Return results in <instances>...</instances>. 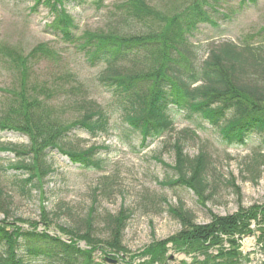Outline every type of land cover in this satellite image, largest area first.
Wrapping results in <instances>:
<instances>
[{
	"label": "trees",
	"instance_id": "obj_1",
	"mask_svg": "<svg viewBox=\"0 0 264 264\" xmlns=\"http://www.w3.org/2000/svg\"><path fill=\"white\" fill-rule=\"evenodd\" d=\"M31 1L35 9L41 4H63L67 0ZM80 1L83 0L78 3ZM221 1L181 0L164 13L146 0H126L122 6L117 5L127 9L128 17L143 24L145 30L141 32H117L106 36L86 31L80 35L71 16H58L49 27L61 40L73 45L89 67H105L98 77L99 85L116 99L117 109H126L125 119L130 129L141 136L142 145L174 131L170 112L176 111L197 129H207L205 125L215 128L216 138L222 145L244 146L256 136L264 147L263 44L227 40L201 54L200 46L190 40L199 25H217L210 8L214 9ZM37 49L29 54L30 57H19L23 69L29 67V58L34 60L32 69L45 60L39 58L44 56L43 51L36 57ZM55 54L56 51L51 50L48 57L54 58ZM119 65H125V69L119 70ZM26 78L28 74L22 73L17 88L9 90V100L0 112V132L13 131L29 139L28 144L0 147V150L16 153L18 160L11 163L10 168L28 175L21 181L29 185L30 190L41 189L43 179L54 172L47 158L51 149L65 154L73 165L102 168L103 160L97 156L98 146L81 150L66 147L64 142L78 129L94 137L108 133L112 108L86 98H75L77 108L83 112L79 118L65 123L56 115L58 108L47 104L53 94L51 90L44 84H32ZM73 88L65 90L66 93L80 94L77 90L81 91V85L76 90ZM35 91L43 92L44 97L35 96ZM61 93L65 92L61 89ZM173 145L175 164L171 166L159 159L174 171V177L162 184L190 190L196 195L197 203L206 207L214 195L215 184L209 179L208 153L201 151L191 157L180 141L176 140ZM232 185L240 194L234 178ZM21 189L24 192L25 185ZM3 192L0 190V204ZM171 210L181 223L180 232L130 255L123 244L127 221L132 217L126 207L103 218L108 231L106 239H92L88 233L97 219L95 207L85 218L88 227L85 233L60 226L62 232L71 235L68 239L21 226L10 233L0 222V246L4 247L0 264H32L40 256L55 253L65 264H108L107 256L118 258L112 264H135L138 258L137 264H168L170 250L185 253L190 258L181 264H244L251 258L241 249V240L247 234H254V222L259 225L258 236L264 251V203L248 209L241 206L235 214H212V222L207 224H197L194 213L182 203ZM0 212L7 214L1 207ZM78 236L85 238L88 244L100 243L105 254L102 260H95V247L82 249L75 240Z\"/></svg>",
	"mask_w": 264,
	"mask_h": 264
},
{
	"label": "rangeland",
	"instance_id": "obj_2",
	"mask_svg": "<svg viewBox=\"0 0 264 264\" xmlns=\"http://www.w3.org/2000/svg\"><path fill=\"white\" fill-rule=\"evenodd\" d=\"M78 1L41 4L34 9L31 0H0V112L9 100V90L17 88L21 74L25 72L28 74L26 80L44 84L51 90L53 94L47 104L58 108L56 115L65 123L79 118L83 112L77 108L75 98H86L103 107H111L108 133L94 137L78 129L64 142L66 147L81 150L98 146L97 156L103 160L102 168L73 165L65 154L51 149L47 158L53 164L54 172L43 179L41 189L30 190V186L21 181L28 175L9 166L18 160L16 153L0 150V190L4 191L0 207L7 211V214L0 212L3 226L10 233L21 226L68 239L71 235L62 232L60 226L85 233L88 229L85 218L95 207L97 219L88 233L92 239H106L108 231L103 218L126 207L132 217L127 221L123 244L130 255L180 232L181 223L171 208H177L181 203L194 213L197 224L212 222V214H235L241 206L248 209L264 203V147L259 137L253 136L244 146L222 145L216 138L215 128L205 125L207 129H197L182 113L171 111L175 130L142 145L141 136L130 129L125 119L126 109H117L116 99L99 85L98 77L105 67H89L83 55L61 40L49 24L56 22L58 16H71L80 35L90 31L107 36L117 32H141L145 28L132 16L128 17L127 9L118 7L126 0ZM146 1L164 13L181 0ZM210 12L217 25L201 24L190 37L200 46L201 54L227 40L261 42L264 46V0H222L214 9L210 8ZM36 48V57L43 51L44 56L39 58L45 60L36 63L38 65L32 69L34 60L29 58V67L23 69L19 57H30ZM51 50L56 51L54 58L48 57ZM118 69L124 70L125 65H119ZM79 85L81 91L77 90V93L80 94L66 93L65 90L73 87L76 90ZM61 89L65 93L59 94ZM34 95L44 97L41 91H35ZM186 129L188 133H179ZM176 140L191 157L201 151L208 153L211 161L209 179L215 184L214 195L206 207L197 203L196 195L190 190L162 184L167 178L174 177V171L159 159L171 166L175 164L173 144ZM28 143L29 139L20 133L0 132V147ZM232 178L240 187V194L233 187ZM24 185L23 192L21 186ZM252 227L254 234L241 240V249L251 258L244 264H262L264 251L258 236L259 225L254 222ZM75 240L82 249L95 247V260L105 256L100 243L88 244L79 236ZM2 250L4 247L0 246V255ZM55 255L40 256L32 264H65ZM167 256L168 264L190 261L185 253L173 250L168 251ZM139 262L138 258L135 264Z\"/></svg>",
	"mask_w": 264,
	"mask_h": 264
},
{
	"label": "water",
	"instance_id": "obj_3",
	"mask_svg": "<svg viewBox=\"0 0 264 264\" xmlns=\"http://www.w3.org/2000/svg\"><path fill=\"white\" fill-rule=\"evenodd\" d=\"M111 260V259H110ZM112 261H115V260H112Z\"/></svg>",
	"mask_w": 264,
	"mask_h": 264
}]
</instances>
